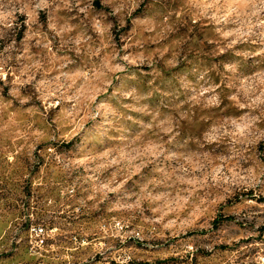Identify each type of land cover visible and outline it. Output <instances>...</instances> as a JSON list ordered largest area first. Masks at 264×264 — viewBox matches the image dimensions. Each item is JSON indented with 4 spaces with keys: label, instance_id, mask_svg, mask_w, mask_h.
<instances>
[{
    "label": "rangeland",
    "instance_id": "374dc122",
    "mask_svg": "<svg viewBox=\"0 0 264 264\" xmlns=\"http://www.w3.org/2000/svg\"><path fill=\"white\" fill-rule=\"evenodd\" d=\"M263 222L264 0H0V264H264Z\"/></svg>",
    "mask_w": 264,
    "mask_h": 264
},
{
    "label": "built area",
    "instance_id": "2783aa9c",
    "mask_svg": "<svg viewBox=\"0 0 264 264\" xmlns=\"http://www.w3.org/2000/svg\"><path fill=\"white\" fill-rule=\"evenodd\" d=\"M33 232H35L34 234L37 236L38 235V233H40L41 232V230L40 229H38L37 230V232L36 231H34V230H32ZM39 242H41V241H39Z\"/></svg>",
    "mask_w": 264,
    "mask_h": 264
},
{
    "label": "trees",
    "instance_id": "16d2710c",
    "mask_svg": "<svg viewBox=\"0 0 264 264\" xmlns=\"http://www.w3.org/2000/svg\"><path fill=\"white\" fill-rule=\"evenodd\" d=\"M261 231H264V222H263V225L261 227Z\"/></svg>",
    "mask_w": 264,
    "mask_h": 264
}]
</instances>
